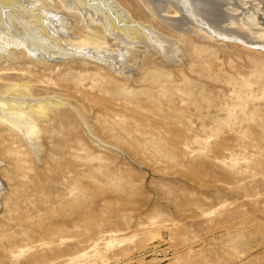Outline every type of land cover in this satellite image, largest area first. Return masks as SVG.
<instances>
[{
    "label": "rangeland",
    "instance_id": "obj_1",
    "mask_svg": "<svg viewBox=\"0 0 264 264\" xmlns=\"http://www.w3.org/2000/svg\"><path fill=\"white\" fill-rule=\"evenodd\" d=\"M117 1L179 42L176 62L143 43L116 62L122 74L21 50L0 60L2 91L29 80L34 97L58 94L106 142L68 106L41 122L40 158L0 128V147L25 152L0 173V264H264V50L193 26L182 36L161 19L181 18L174 9L155 18L141 0ZM238 3L229 12L257 16L248 33L264 31V0ZM121 42L108 37L109 53Z\"/></svg>",
    "mask_w": 264,
    "mask_h": 264
},
{
    "label": "bare ground",
    "instance_id": "obj_2",
    "mask_svg": "<svg viewBox=\"0 0 264 264\" xmlns=\"http://www.w3.org/2000/svg\"><path fill=\"white\" fill-rule=\"evenodd\" d=\"M238 1L241 0H141L155 18L170 8L174 9V13L181 14V18L172 22L166 17L161 19L182 36L193 32V26L209 39L217 38L224 43L233 40L251 49L264 50V41H260L264 40V31L253 34L247 31L256 24L257 16L254 18L253 14L251 19H246L243 14L229 12L230 9H239ZM60 10L71 13L77 20V26L68 28V20H64ZM235 25L238 28L232 27ZM108 37L121 40L126 47L115 55L110 54ZM138 43L154 49L171 63L177 61L180 53L178 41L170 40L151 25L137 20L117 0H0V60H13L16 51L21 50L40 65H51L54 59L67 62L81 59L122 74L124 71L118 69L116 62L124 61ZM59 78L62 80L60 85L73 88L64 75ZM30 83L29 80L13 82L4 91L0 89V128H6L14 138L21 135L28 148L40 158L44 149L41 141L46 133L41 129V122L55 115L57 109L68 106L88 131L102 142L82 110L58 94L34 97ZM75 89L81 98L96 103L90 92L78 90L79 86ZM129 94L125 91V95ZM80 105L86 111L85 106ZM128 110L132 117H140L131 106ZM24 154L22 146H1L0 173L7 161L12 168H18ZM67 193L71 195L74 191L70 189ZM44 195L50 198L49 193Z\"/></svg>",
    "mask_w": 264,
    "mask_h": 264
}]
</instances>
